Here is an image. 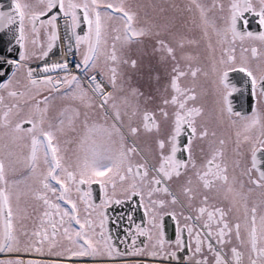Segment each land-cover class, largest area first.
Listing matches in <instances>:
<instances>
[{
    "label": "flooded vegetation",
    "instance_id": "af4514ba",
    "mask_svg": "<svg viewBox=\"0 0 264 264\" xmlns=\"http://www.w3.org/2000/svg\"><path fill=\"white\" fill-rule=\"evenodd\" d=\"M133 2L136 3L130 8L134 9V5H137L136 10L139 16L135 19L131 15L132 13L128 11L130 14L127 17V10L122 9L120 18L125 21L123 24L129 28L123 27V31L133 32V30L139 29L140 35L147 34L152 40L151 45H147L144 41L147 53L141 51L144 45L138 40L133 39L119 43L123 36L121 31L113 36L118 38L116 40L109 38V35L105 36L106 38L103 35L100 41L99 10L101 8L104 12L111 11L112 4L109 2L100 4L97 0H27L26 9L20 3L22 6L20 13L24 32L23 40L26 32H28L35 46L29 50V57L23 56L22 48L15 60L12 72L5 81L0 82V87L12 77L14 83L21 73L26 78L25 87L29 83L41 85V87L44 85L51 92L60 94L61 98L67 100L66 102L72 100H69L67 96L71 90L80 93L82 89L86 94H94L98 100V103L95 101V104L91 97L88 95L81 96L80 93V100L87 103L83 111L88 114L90 112L99 114L102 120L109 118L105 113L106 111L112 116L113 123L126 129L130 127V131H132L131 140L137 147V152L132 150L131 155L133 154L135 157V153H145L149 159V163H147H151V166L155 164L154 171L161 176L164 175L162 173H165L164 179L162 177L159 179L161 181L159 188L157 187L158 179L146 178L141 175L134 179H127L126 183H123L125 180H118L113 183L109 181L114 175L110 179L104 180L91 177L87 179L80 172L77 175L69 169L65 170V167H62L64 166L63 160L60 159L57 152H54L57 144L55 140L50 139V132L48 136L44 130L34 127V131L33 122L28 120L19 123L16 121V127L15 124H12L18 116L16 114L11 116L8 121L11 125H5L2 122L3 117L11 114L9 108L15 107L16 104H13L14 101L8 98L10 93H7L8 100L3 102L6 93L0 92V124H4L3 131L1 130L2 126H0V209L3 205L2 195H5L6 199V195H8L7 192L5 194L9 183L7 177H14L15 179L21 177V182L27 185L32 180L33 175L40 173L41 176L44 174L42 183H46L45 188L49 190L37 189L35 198L46 204L45 210H42L40 214H42L41 221L46 222L48 228L47 230L41 228V231L33 232L35 246H32V253L38 250V246L44 244L43 247H54L55 256L59 255L64 243L72 241V237L67 235L63 225L67 223L68 216L71 220L73 213L77 215V210V212L80 211V217H82V211L83 216H90L89 212H94V216L102 215L105 226L98 235L104 237L106 234L107 244L113 253L125 254L126 257L135 254L134 256L139 257L141 247L145 243H149L147 241L149 238L145 237L143 232L147 229L142 227L144 216L148 214L149 223L153 227L157 224L155 231L158 232L159 236H156V243L160 244V247L164 246V250H169V253L179 255L178 260L183 259V255L188 252L200 251L209 255L208 257L211 259L207 260L211 261L215 255L217 259L215 264L222 263V260H229L228 257H231L229 254L231 238L223 239L224 232L221 225L225 222L230 223L229 227L237 236L234 238L239 241L238 232L241 235L243 228L235 217L242 211L235 209L234 213L237 211L238 213L229 216L226 209H230L231 204L223 203L224 206L220 208L217 199L211 200V203L203 199L204 196H201L202 203H209L207 204L209 205L207 212L217 217L215 221L219 225L212 223L215 232L209 233L204 239H197L192 230L195 228L192 224L196 218L193 214L184 215L183 210L185 209L181 206H179L180 209H174L177 201H175L176 204H172L170 202L172 197L167 195V193L171 194V191L168 190L165 193L163 189L165 180L179 177L177 181L175 180L177 183L174 187L175 192L193 193L198 189L194 185L186 186L184 184H192L191 178L198 175L201 177V184L210 193L211 199L226 192L227 187L232 183L237 184V188L242 187L241 189L244 191V187L250 182L245 180L243 183L241 182V177L246 176L243 173H252L250 177L259 176V171L264 174V168L260 167H264V159L262 158L260 161V166L254 164V161H258L262 155L261 152L264 151L262 146L264 119L260 116L263 113L253 114L257 104L264 107V0H170V2L175 3L174 7L178 10L177 21L170 25H165L166 21L171 22V19L167 20L169 11L167 7L170 6L167 0H128V3ZM222 5L229 12H226L225 17L224 14L216 13L215 20H212L214 12H218ZM79 10L81 11L80 17ZM165 10L168 11L164 12ZM27 11L30 14L26 18ZM236 13L239 17L236 16ZM249 15L256 18L260 27V31L254 35L250 34L248 30L246 33L239 31L240 22L238 19L244 22L243 25L246 28L245 21L248 20ZM208 19L209 21H207ZM130 21L131 25H129ZM67 29H69L68 38L70 34L72 35L71 43L75 50L78 49L79 55L81 52L84 54L83 61H81L83 55L73 60V54L67 52ZM120 33L121 36H119ZM206 36L212 38L211 41H218V43L198 44V40H201L200 37L206 39ZM55 40L59 46L58 50L65 49L63 51L67 52V58L73 60L72 62L77 65L76 69L81 72L77 73V76L70 75L69 78H65L57 74H40L35 72L40 64H32L30 66L31 72L27 68V63L26 67L25 64L22 66L26 58L30 62L41 63L57 56L58 53L53 51L54 46H52ZM192 40L196 41V50L188 61H184ZM125 45L127 48H124ZM243 46H245V50H237ZM116 48L118 54H124L119 60L116 57ZM238 52L243 53V56H237ZM98 53L106 61L103 70L102 67L99 72L95 71L94 74L81 71V68L78 69L79 62H86L83 66L85 68L94 60V55ZM137 56L138 58H136ZM158 58L161 60L155 62V59ZM27 59L26 61H28ZM222 63L224 65L226 63L235 64L228 68L229 72L239 70L249 75L254 99L250 111L239 113V111H232L228 107L226 97L231 90L225 86V81H222L225 76V70L221 68ZM52 65L49 63L47 66L50 68ZM213 66L216 71H212ZM97 69L99 70V68ZM220 71L222 72L219 75ZM215 72H217L222 86L221 88L217 87V89L213 87L211 82V80L215 81L216 79L214 77ZM55 82H57V86H55ZM98 85L101 86V90ZM220 91H224L222 97H220ZM12 93L15 94L10 96L18 95L15 91ZM23 94L24 91L19 93V96ZM25 95L26 93L23 97ZM48 95L50 94L46 92L42 98H36L37 107L48 100L50 97ZM229 112L235 116L233 125L230 124L232 118ZM261 121H263L262 125ZM23 123H27L24 124L26 127L20 130ZM135 123H140V126L136 127ZM128 124L130 125L128 126ZM140 128L146 130L144 140L138 134ZM159 131H164L165 135H161ZM8 135L9 137H7ZM47 136L49 143H47ZM153 145L156 146L155 150L149 151V146ZM41 150L44 152V156L40 155ZM128 150L125 148L126 155ZM39 156L42 157L43 161L47 159L48 168L43 164V168L33 169L36 167ZM262 156L264 157V155ZM137 159L135 158L134 162ZM112 162L113 160L109 158L106 166H111ZM96 163L94 159L93 162L89 161L84 166L91 167ZM138 165L139 170H136L142 174L144 167L142 163ZM176 168L181 171L176 172ZM16 169L19 171H15ZM96 172L98 173L99 169H96ZM259 184V189H262L264 185ZM138 186L142 190V195L134 189ZM55 188L59 189L60 192L63 191L64 196L58 200H47L44 193L57 192ZM186 188L190 192L185 190ZM245 189L249 191V188L245 187ZM152 191L160 194L163 198H167V200L155 199L152 196ZM123 194L125 196H120ZM150 196L153 197V201H149ZM262 196L264 197V194ZM102 199H104V203L106 200L108 201L104 207L99 205ZM58 202H61L60 206H58ZM205 207L197 204L195 209L200 210L198 211L200 215L201 211L206 212ZM151 212L154 214L151 215ZM33 219H38L36 213L33 215ZM86 221L88 222L87 231L90 232L91 228H100L97 217L91 219L86 216ZM246 221L249 222L248 228L251 230L252 224L255 223L253 218L251 221L250 219H246ZM97 223L99 227L96 226ZM0 225L1 255L8 246V240L4 242L3 230L5 231V225L2 224L1 220ZM72 225L70 224L74 229L73 239L82 244L81 240L77 238L82 224ZM8 226L9 228L12 227L11 221ZM187 231H190L188 235ZM8 233L10 237L12 229H8ZM253 244L251 251L255 252L258 245ZM83 246L86 248L84 251L72 250L70 255L74 256L73 254L77 253V255L81 254L79 256H85V258L91 257L89 255L95 251V243L89 242ZM207 249H211L210 253ZM13 251V248L8 250V256L13 260L22 257L21 260L26 264L27 260L31 258L28 254H12ZM40 254L47 255V249L43 248ZM241 256L242 254L235 251L233 257L236 259L230 263L242 264ZM263 256L264 253L258 255V258ZM194 260L203 261L201 258ZM165 261L167 262L165 264H168L171 259ZM249 264H260V261L258 263L257 257L253 254Z\"/></svg>",
    "mask_w": 264,
    "mask_h": 264
},
{
    "label": "rangeland",
    "instance_id": "374dc122",
    "mask_svg": "<svg viewBox=\"0 0 264 264\" xmlns=\"http://www.w3.org/2000/svg\"><path fill=\"white\" fill-rule=\"evenodd\" d=\"M14 1L18 8V11L22 9V6L24 9H26L27 0H19L20 2L18 0H14ZM97 1H99L100 4L101 3L104 4L105 2H109L110 4H112L111 6L112 10L109 12H104V10L101 8L99 10V19L101 21L100 41L102 40L103 35L104 37L109 35V38L111 37L113 40H116L118 38L113 37V36H115L118 31H121L123 32V36L121 37V40L119 41V43L126 42V41L133 40V39L138 40L144 45L143 50L141 51L143 53H147V49L145 47L144 41L147 45H151L152 40L150 39V37L147 34L140 35L139 29L137 31L133 30V32H130V31L124 32L123 27L125 29H129V28L126 27V24H123L125 23V21L120 18V15H122L121 10L125 9L127 10L126 11L127 17L129 16L128 14H130L128 13V11H130L132 13L131 15L135 19H137V17L139 16L136 10L137 5H134V9L130 8L136 2L128 3V0H97ZM167 1L170 4V6L167 7L169 11L165 10L164 12L168 11L167 20L171 19L172 23L170 21L165 20L166 21L165 25H170V24H174L177 21L178 10L174 7L175 3L170 2V0H167ZM20 3L22 4V6L20 5ZM128 5L130 6L128 7ZM125 6L128 8H126ZM226 12H229V10L226 9V7L222 5V7L219 8L218 12H214V18L212 20H215L216 13H218L219 15L224 14V17H225ZM80 13L81 11L79 10V17L81 15ZM29 14L30 13L27 11L26 18L28 17ZM207 21H209V19ZM94 22L96 23L95 16H94ZM129 25H131V21ZM175 26H177V24H175ZM26 33L27 34L24 40H23V36H21L22 39L20 43H21V50L23 48V56L29 57L28 52L30 49L34 48L35 44L31 41L32 38L29 37L30 34L28 32ZM66 35H67V48L65 46H63V48H66L68 53L73 54V60L74 58L77 59L83 55L81 58V61H83L84 54L81 52V55H79V51H77L78 49L75 50V47H73V44L71 43L72 35L70 34L68 38L69 29L66 30ZM66 35H65V38H66ZM119 36H121V33L119 34ZM183 38H188V37H183ZM200 39L201 40H198V44L200 45L211 43V42L218 43V41H214V40L211 41L212 38L208 36H206V39L202 37H200ZM54 42L55 43L52 44V46H54L53 51L55 52L57 51L58 55H61L64 52L67 56L68 55L67 52L63 51L65 49H63L61 53V50H58L59 46L57 45L56 40ZM195 42L196 41L192 40L191 46L187 49V53H186L184 61H188L190 56H192L193 53L195 52L196 50ZM136 45L138 46V44ZM124 48H127V45H125ZM226 49H228V47H226ZM245 49H246L245 46H243V47H239L237 50L239 51V50H245ZM21 50L13 54L15 56L14 58H11L13 56L11 55L10 57H4L3 59H8V60L12 59L14 60L13 65H15V60L21 53ZM231 52L229 53L232 54ZM123 55L124 54L122 53L118 54L117 48H116V57L118 58V60ZM238 55L243 56V53L238 52L237 56ZM100 56L101 54L99 53L95 54L94 60L91 61V63L85 68L83 66L86 62L84 63L79 62L78 69L81 68V71H84V72L88 71L94 74H95V71L99 72L100 68L102 67H103L102 68L103 70L105 68L106 61L104 58ZM136 58H138V56ZM26 59L23 61L22 66H24L25 64V67H26V63H27V68L29 72L32 71L30 68L32 64L38 65L42 63V62L41 63L30 62L27 59L29 61L28 62L26 61ZM160 60L161 58L155 59V62H159ZM16 62L18 63V61ZM70 63H65L64 59H61L60 65L58 63H52L55 65L50 66V68L48 67V70L46 71L47 73L45 74H48V75L57 74V75H62L65 78H69L70 75L77 76L78 75L77 73H81V72H78V70L76 69L77 65H76V68H73L72 66H74V64L72 63L70 64ZM234 65L235 64L229 65L227 63L225 65L224 63L221 64V68H224L225 70V76L222 81H225L227 79V82H230L227 72H229L228 68H231ZM117 67L119 66L117 65ZM97 68H99V70ZM213 70L216 71V68L214 69V66L212 67V71ZM11 72L12 71H9L8 73L0 76V82L5 81L9 77V74ZM221 72L222 71L219 72V75L221 74ZM215 74L217 75V72H215ZM23 75L19 73L14 83L12 82L13 81V77H12L7 82H5L2 87H0V92L6 93L5 97L3 98V102H6L9 98L10 100L14 101L13 104H16L15 107L9 108V111L11 114L9 116L3 117L2 122L5 125H11L8 121L11 116L16 114L18 116L16 120L14 121V123H12V124H15L16 127H17L15 123L16 121L19 123V122H25L28 120V121L33 122L34 131H35V128L39 130H44V132L47 133V135L50 132L51 136H53V137L50 136V139L55 140L57 144V146H55L54 152H57L60 159L63 160L64 166L62 167H65V170L69 169L71 172H74L77 175H78V172H80L83 174V177L87 179H90L91 177V178H97L100 180H104V179H110V177L114 175L111 177L109 181L113 183L117 182L118 180H125L123 183H126L127 179H134L140 175L146 178H152V179L159 180L161 179L160 177H162L164 179L165 173H162L164 174L162 176L158 175L156 171H154L155 164H152L153 167L151 166V163L148 164L149 159L147 158L145 153H142V154L140 152H138V154L135 153V157L133 156V154L131 155L132 150L137 152L136 150L137 147L131 140L132 131H130V127L126 129L124 127L122 128L119 125H116L115 123H113L112 116H110L105 110H104L105 113L109 117L106 119L107 121L102 120L99 114H96V113L92 114L91 112H90L91 114L90 113L88 114L86 113V111H83V109L86 108L85 104L87 103L82 102L80 100L79 98L80 93H81V96L88 95L89 97H91V99L93 100V103L95 104V101L97 102L98 100L95 98L94 94L92 93L86 94V92L82 89L80 93H78L75 90L73 91L71 90L70 94H68L67 96L69 100L70 99L72 100L71 102L68 101L69 102L68 103L66 102L67 100L61 98L60 94L51 92L48 88L46 89L44 85L41 87V85L29 83L25 87L26 78ZM216 75L214 76L216 77L215 81L211 80L212 85L215 89H217V87L219 88L222 87L219 81L220 80L219 76L218 75L216 76ZM54 84L55 86H57V82H55ZM225 86L228 88V86L226 85V81H225ZM100 87L101 86L98 85L99 89ZM175 90H177V87H175ZM12 91H15L16 93H18V95L10 96V95L15 94V93H12ZM22 91H24V94L26 93L25 97H23L24 94L19 96V93H21ZM46 92L50 94L48 95L50 97L48 98V100L42 102L40 104V107H37L36 102H35L36 98L37 97L42 98L44 95H46ZM223 92H221L220 97H222ZM7 93H10L8 98H7ZM232 111H235V110L232 109ZM259 112L263 113V114H260V116L261 118L264 119V107L260 104H257L253 114H258ZM239 113H242V112L239 111ZM230 117L232 118L230 119L231 120L230 124L233 125L235 123L234 122L235 116L231 114ZM261 122H262L261 123L262 125L263 121ZM4 124H0V126H2L1 128L2 131L4 130L3 129ZM24 124H27V123H23L22 124L23 127H20V130L26 127V125L24 126ZM129 125L130 124H128V126ZM133 125H134V122H133ZM135 125L136 127H139L140 123H135ZM145 131L146 130L144 128H140L138 132V134H140L143 140L146 137ZM159 132L161 135H165L164 131H159ZM48 136L46 137L47 143L50 142ZM7 137H9V135ZM262 138L264 139V135ZM262 146L264 148V140H263ZM155 147H156L155 145L149 146V151H152V150L154 151ZM49 148L51 149L50 145H49ZM125 148L129 149L127 151V155H126ZM261 153L262 155H264V151H262ZM40 155L41 156L45 155L42 150L40 151ZM262 155L259 157L258 161L257 160L254 161V164L256 165L259 164L260 166V161L262 160V158L264 159ZM41 156L37 158L36 167L33 168L34 170L41 169V167L43 168L44 167L43 164H45L46 168L49 167L47 159L43 161ZM109 158L113 160L112 165L106 166V163ZM135 158H138V159L137 161L134 162ZM94 159L97 162L94 166H91V167L84 166V164H86L89 161L93 162ZM57 162H59V160H57ZM141 163L144 167L142 174L139 173L140 171L138 172L136 170L139 167L138 164H141ZM260 167L264 168L262 166ZM96 169H99L98 173L96 172ZM112 170L114 171V173ZM15 171H19V169H16ZM175 171L180 172L181 170L179 168H176ZM218 172H220V169H218ZM244 174H246V176L241 177V182L243 183L245 180L246 182L249 181L251 183V185L250 183H248L245 186L249 188V191H247L245 187L243 191V189H241L242 187L237 188L236 186L237 184L232 183L227 187L226 192H224L222 195H220L217 198L213 197L211 199H210L211 197L210 193L203 187V185L200 182L201 177H198V175H195L191 178V180L193 181L192 184H186V183L184 184L186 186L194 185L198 189L197 191L190 193V194L183 193V192H175L176 190L174 187L177 185V183H175V180L177 181L179 177L174 178L172 180H165L167 183L165 182L163 192L166 193V191L168 190L171 191L170 192L171 194L167 193V195L172 197L170 199V202H172V204H176L175 201H177V205L174 206V209L179 208V206H181L183 209H185L183 210V213H185L184 215L193 214L194 218H196L195 222L191 224L195 227L192 230L194 231L197 239H204V237L206 238L207 235H209V233L212 234L215 232V228L213 227L212 223H216L215 220H217V217L207 212V208H208L207 206H209L207 204H209L208 202L212 203L211 200L215 201L217 199V204L220 206V208L224 206L223 203L231 204L232 207L230 209H226L229 212L228 214L229 216L233 214L236 215L239 210L242 211V213H239L238 216L235 217V219L239 222V224L243 228L241 235L238 232V235L240 236L239 241L237 238L236 239L234 238L237 236H236V233H234L233 230H231V228L229 227L230 223L228 224L227 222H225L223 225H221L222 231L224 232L223 239L231 238L230 247H229V251H230L229 254H231V257L230 256L228 257L229 260L227 259L222 260V264H231L230 261L232 262L236 259L235 257H233L235 251H237L239 254H242L243 257L241 256L240 258L242 259V264H249V260L252 258L253 254L257 257L258 263L260 261V264H264V256L261 258H258V255L264 253V197L262 196L264 194V187L262 189H259L260 188L259 183L264 185V174H261L260 171H259V176H256V177L255 176L250 177L252 173L248 174L247 172V173H243V175ZM7 178L9 179V183L7 184V189L5 190V194L7 192L8 195H6L7 199L5 198V195H2L3 205L1 206V209H0V220L2 221V224L5 225V231L3 230L4 239H5L4 242L8 240V246L6 250L2 252L0 255V264H24L25 263V262L23 263V261L21 260L23 258L20 256L19 257L21 259L17 258L16 259L17 261L11 259L8 256L9 248H13L14 251L12 254L30 255L31 258L27 260L26 264H160V263L165 264L167 263L165 260H169V259H171V262L168 264H171V263L172 264H181V263L182 264H210V261L207 259H211V258L208 257L209 255L204 252H200V251L199 252H193V251L188 252L183 255V259L178 261L179 255L177 256L176 254L169 253V250L167 251L164 250L165 249L164 246L160 247V244L158 245L156 243L157 241L156 236H159L158 232L155 231L157 224L153 227L149 223V220L147 219V217L149 216L148 214H145L144 216V219H143L144 226L142 225V227H145L147 229L145 231L143 230V232H144L145 237L149 238L147 240L149 243H145L143 247H141L142 249L139 253V257L134 256L135 254H132L130 257H126L125 254L113 253L111 248L107 244V240L105 238L106 234L104 235V237L103 236L100 237L98 235V233L100 231L102 232V230L104 229L103 226H105L102 215L98 214L97 216H94L95 214L94 212L91 213L87 211L90 213V216L89 215L83 216L84 213L82 209H81L82 217L79 216L80 211L77 212V210H76L77 215L73 213L71 220L69 219V216L67 217L66 215L68 220H67V223L63 225V228H65L67 235L72 237V241L64 243L62 247V251H60L59 255L55 256L54 247H51V246L43 247L44 244L42 246H38L37 247L38 250L32 253V246H35L33 232L36 230L41 231L42 230L41 228L45 230H47L48 228V224L46 222L44 223L41 221L42 214H40L42 210H45L46 204L43 203L41 200L38 201V199L35 198L36 190L41 189V188L45 190H49V189L45 188L46 183L44 182L42 183V180H44L43 179L44 174L42 176L40 173H38L37 175H33L32 180L27 185H24V182H21L22 181V179H20L21 177L19 179H15L14 177H7ZM160 182H161L160 180L157 182L158 188L160 186ZM180 182L181 180L179 181V183ZM134 189L138 190L140 194L142 195V190L140 189V186ZM55 190H57V192L44 193V197L47 200L62 199V197L64 196L63 191L60 192L59 189L57 188H55ZM185 190L189 191L188 188H186ZM120 196H125V194L120 195ZM152 196L157 200H162V201L167 200V198H163L160 194L155 193L154 191H152ZM152 196L149 197V201L154 200ZM201 196H204L203 199L207 200L208 202L202 203V200L200 199ZM106 202L108 201L106 200L105 203ZM58 203L56 204L60 206L61 202H58ZM105 203H104V199H102V202L99 205L104 207ZM197 204H200V206H206L205 207L206 212L204 213L201 211V214L199 215L198 211L200 210L195 209ZM235 209L238 211L234 213ZM35 213L38 215L37 220L33 219V215ZM153 214L154 213L151 212V215ZM86 216L90 217L91 219H94L97 217V220L100 223V228L98 229L91 228L90 232L87 231L86 225L88 224V222L86 221ZM155 217L157 218L156 215ZM251 218H253L255 223L252 224L251 230H249L248 228L249 222H247L246 219H250L251 221ZM10 221L12 223L11 228H9L8 226ZM79 223H81L82 225H81V229L78 232L77 238L81 240L82 244H80L77 240L73 239L72 233L74 232V229L73 227L70 226V224H73L72 226H76ZM216 224L219 225V223H216ZM96 226L99 227V224L97 223ZM214 226L216 227V225ZM8 229H12V235L10 237H9ZM188 232L190 231H187V235H188ZM140 233H142V231H140ZM0 236H1V225H0ZM43 238L45 239V237ZM30 239H31V242H30ZM89 242H94L95 247H96L95 251L91 255H89L91 257L85 258V256H79L81 254L77 255V253L73 254L74 256L70 255L71 254L70 251L72 250L76 252L84 251L86 248L83 245ZM253 243L258 245L257 250L255 252L251 251V247L254 246ZM43 248L47 249V255L40 254ZM79 248H81L82 250H80ZM207 251L210 253L211 249H207ZM146 255H149V256L146 257ZM215 257L216 256L214 255L213 258ZM43 258L45 259L43 260ZM127 258L131 261L129 262L125 261V260H128ZM197 258L199 259L201 258L203 261L194 260ZM240 259H239V262H240ZM133 260H136V261H133Z\"/></svg>",
    "mask_w": 264,
    "mask_h": 264
},
{
    "label": "bare ground",
    "instance_id": "6f19581e",
    "mask_svg": "<svg viewBox=\"0 0 264 264\" xmlns=\"http://www.w3.org/2000/svg\"><path fill=\"white\" fill-rule=\"evenodd\" d=\"M236 16L239 17L238 13H236ZM238 20L240 22L239 31L241 33H246L248 30L250 34L254 35L260 31L259 24L254 16L249 15L248 20L245 21L246 28L243 25L244 22L240 19ZM23 35L22 15L20 11H18L15 1L0 0V76L12 71L14 62L8 59H3L2 57H10L15 52L21 50L20 41L22 39L21 36ZM14 57L15 56L13 55L11 58ZM61 59H64L65 63H70V61L67 60L68 58L66 54L63 52L61 55L53 56L51 57V60L41 63L40 65L45 68L37 70L44 73V70H47V65L49 63H58L60 65ZM73 67H76V65ZM227 75L230 82H227L226 79V85L229 87V90H231L226 97L228 107L241 112L250 111L253 107L254 99L252 95V82L249 75L239 70L229 72ZM216 261L217 259L213 258L210 261V264H215Z\"/></svg>",
    "mask_w": 264,
    "mask_h": 264
}]
</instances>
